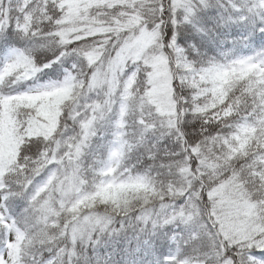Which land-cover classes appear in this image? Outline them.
<instances>
[{"label": "snow or ice", "instance_id": "6c2138e0", "mask_svg": "<svg viewBox=\"0 0 264 264\" xmlns=\"http://www.w3.org/2000/svg\"><path fill=\"white\" fill-rule=\"evenodd\" d=\"M0 264H264V0H0Z\"/></svg>", "mask_w": 264, "mask_h": 264}]
</instances>
